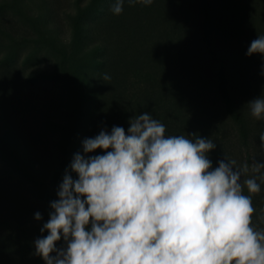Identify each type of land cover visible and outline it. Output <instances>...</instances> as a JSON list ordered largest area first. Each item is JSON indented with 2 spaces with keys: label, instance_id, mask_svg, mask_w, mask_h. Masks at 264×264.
Listing matches in <instances>:
<instances>
[{
  "label": "rangeland",
  "instance_id": "rangeland-1",
  "mask_svg": "<svg viewBox=\"0 0 264 264\" xmlns=\"http://www.w3.org/2000/svg\"><path fill=\"white\" fill-rule=\"evenodd\" d=\"M219 1L230 7L212 42L223 56L196 41L186 60L167 0L139 28L133 11L107 19L116 0H0V264H40L34 241L48 234L40 229L66 169L77 178L69 166L82 141L113 126L127 132L143 112L155 119V107L165 128H182L170 135L216 144L213 168L264 163V116L248 102L264 99V55H245L264 35V0Z\"/></svg>",
  "mask_w": 264,
  "mask_h": 264
},
{
  "label": "clouds",
  "instance_id": "clouds-1",
  "mask_svg": "<svg viewBox=\"0 0 264 264\" xmlns=\"http://www.w3.org/2000/svg\"><path fill=\"white\" fill-rule=\"evenodd\" d=\"M137 2L152 0H129ZM123 3L116 0L112 12L119 15ZM255 53L264 55V35L245 55ZM248 102L261 119L264 99ZM129 125L82 141L83 154L69 166L77 178L66 169L35 254L45 264H264V230L253 228L251 195L243 194L244 186L259 193L260 184L255 175L241 183L249 165L222 159L213 168L207 154L214 142L166 135L149 112ZM96 149L103 154L86 155ZM262 168L253 161L252 173ZM61 239L65 246L57 248Z\"/></svg>",
  "mask_w": 264,
  "mask_h": 264
},
{
  "label": "trees",
  "instance_id": "trees-1",
  "mask_svg": "<svg viewBox=\"0 0 264 264\" xmlns=\"http://www.w3.org/2000/svg\"><path fill=\"white\" fill-rule=\"evenodd\" d=\"M82 0H78V2L81 4ZM99 0H92V4L90 6H95ZM125 1V0H124ZM163 0H152V3L150 5H144L142 3H132L130 4L129 1L124 2V8L123 11L117 15L112 12V9L108 13V20H114L118 22L119 24V16L126 15L133 11L134 14V24L133 28L139 26H147L149 23H147L150 18L151 19H159V15H155V13H159V6L160 3ZM166 1V0H165ZM115 2V0H114ZM167 3H170V9L168 17H170L172 20H174V25L183 26L182 33H173L172 35V41H178L183 47V52L181 53L180 57H183L182 59H188L189 53L193 52V42L196 41H202L206 43L207 48L213 51L216 56L218 55L220 57L223 56L221 51H218L217 48L213 47L212 42L215 38L219 39L215 35V32L219 28L220 21L224 19L227 23H229L230 13L227 12V9L230 10V7L222 6L219 0H167ZM113 3L112 5H114ZM144 7H146V10H143ZM149 7V8H148ZM177 8V10H176ZM202 10H201V9ZM157 10V11H156ZM201 10V11H200ZM177 11V12H176ZM154 15V16H153ZM221 18V19H219ZM217 19L219 21H217ZM78 23V22H77ZM219 23V24H218ZM79 25V24H78ZM198 30V31H197ZM175 31V30H174ZM201 31V34L198 33ZM220 53V54H219ZM203 59L208 60L209 55L207 53L202 54ZM204 63H207L204 61ZM137 97V94L134 96ZM157 106V105H156ZM155 116L154 118L157 120L160 118L161 115V109L155 107ZM170 117L172 116L171 113H169ZM166 129V135H170L169 131L172 130V133L175 131H181L176 130V128H165ZM248 144H246V148L249 149ZM244 165V164H243ZM242 165V166H243ZM255 175L257 177V183L260 184V192L256 194H250L247 191L246 186L243 187V194L245 195H251L252 199V206L255 209L254 213L252 214V226L255 230L260 231L263 230L261 228L264 224L261 225V223H264V188L261 186V184H264V176L259 175V173H252L251 167L249 168V172L244 174L241 177V183L243 184V180L250 178L251 176ZM40 264L44 263L45 261L40 258ZM35 263V262H34Z\"/></svg>",
  "mask_w": 264,
  "mask_h": 264
}]
</instances>
